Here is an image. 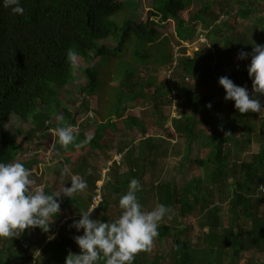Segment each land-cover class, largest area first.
<instances>
[{"label":"trees","instance_id":"trees-1","mask_svg":"<svg viewBox=\"0 0 264 264\" xmlns=\"http://www.w3.org/2000/svg\"><path fill=\"white\" fill-rule=\"evenodd\" d=\"M152 1L153 10L146 19H126L122 24L112 17L137 6L129 0H21V6L25 9L22 16L13 15L0 3V162H18V155L22 152L21 143L7 129V122L14 113L26 123L33 120L29 136L37 133L42 140L50 139V131L56 128V123L52 127L49 123L61 105L58 99L60 92L63 87L79 81L74 72L76 64L73 65L67 57L70 49L86 61L99 57L103 65L117 58L120 59L119 63L124 62L123 54L131 49L133 63L125 60L129 67L122 73L119 101L111 105L96 135L88 136L81 128L73 131L79 126L86 107L84 102L76 109H65L59 123L65 127L71 126L74 136L73 142L66 148L109 149L104 130L119 120L128 129L137 126L144 134L148 133L150 129L144 120L137 117L124 119L123 114L134 108L135 101L145 95V85L133 80L135 64L168 63L176 67L177 76L181 77L178 89L185 94L186 106L191 112L182 119H173V127L177 134L187 138L188 152L196 140L200 141L203 153L189 168L203 169L205 176L193 178L181 188V192L175 186L161 187L159 201L170 211L179 206L182 218H193L200 210L204 211L212 229L209 232L210 244L203 248H196L189 238H182L181 233L185 229L170 223L158 224L156 238L160 242L165 237L172 239L174 264H224L223 249L232 246L234 256L244 251L264 253V208L262 211L259 206V200L264 204V193L259 192V187L264 185V116L253 112L241 114L236 109L223 120L226 109L213 97L214 89L222 87L218 83V73L229 66H236L230 77L233 82L238 86H252L247 66L251 62L253 45H264V0L209 1L203 3L189 21L184 19L183 12L192 6L193 0ZM217 3L220 10L216 13L213 9ZM170 19H174L180 42L193 41L191 33L194 23L202 22L212 27L209 37L213 38V42L221 40L223 45L217 47L214 53H207L205 59L197 55L193 58L186 56V48L182 57L175 58L173 48L169 46L170 38H162L159 30ZM243 24L245 31L240 30ZM109 38L115 40L116 46L102 43ZM241 50L250 54L248 59H237ZM98 69L100 67H86L83 73L87 83H81V92L93 96L100 93L102 85ZM192 78L199 79L198 87L206 88L207 95L196 94V88L191 84ZM155 83L156 79L153 78L148 85ZM174 91L169 82H164L156 88L154 99L158 98L164 103L165 97L172 102ZM209 103L211 108L208 107ZM199 125L209 126L213 132H206ZM253 138L261 140L259 151L247 161L236 160L234 148L238 153H245V144L252 143ZM155 148L151 136L142 140L139 156L135 159L132 157L133 147L128 148L129 170L126 178L118 182L142 178L146 161L153 151L155 153ZM98 180L95 178L91 181L89 176L85 179L95 189ZM114 190H121L120 184L116 183ZM256 191L260 196H255ZM45 193L60 195L57 199L61 212L52 218H62L72 198L52 190ZM224 201L228 204L229 226L220 233L223 222L220 203ZM105 206L104 199L100 207L104 209ZM68 221L72 223L73 219ZM103 221L115 220L105 218ZM247 223L249 226H246ZM30 229H27L28 233ZM46 247L55 255L57 264H65L69 251L80 252L72 249V245L65 240L58 243L49 241ZM158 263L161 264L159 258H145V264ZM0 264L7 263L0 258ZM35 264L42 263L36 261ZM97 264L105 262L101 259ZM132 264H140L136 256Z\"/></svg>","mask_w":264,"mask_h":264},{"label":"rangeland","instance_id":"rangeland-1","mask_svg":"<svg viewBox=\"0 0 264 264\" xmlns=\"http://www.w3.org/2000/svg\"><path fill=\"white\" fill-rule=\"evenodd\" d=\"M137 6L132 10H123L118 15L112 17L118 24L126 19L139 21L146 19L148 13L153 10L152 0H129ZM215 0H193L192 6L183 12V17L189 21L190 16L196 13L201 8L203 3ZM214 12H219V4L214 7ZM194 30L191 33L193 41L180 42L178 39L174 19L167 21V24L160 26L162 38H170L169 46L172 47L175 58L183 56L184 48H186V56L195 57L196 55L202 59L206 58L207 53H214L217 47H221L223 42L217 40L213 42V38L209 37L210 26L207 23H194ZM241 31L246 30V26H240ZM164 40V39H163ZM104 45L116 46L115 40L109 38L102 41ZM131 49L123 54L124 62L119 63V58L112 62L102 64L99 57H94L91 61H86L81 56H76V66L74 72L77 80L72 84L63 87L58 97L61 105L54 114L53 119L49 125L52 127L56 123V128H52L50 139L42 140L37 133L29 136L30 128L33 125V120L26 123L20 116L15 113L11 115L7 122L8 131L15 139L21 143L22 152L18 155V162H21L26 168L32 171L31 179L34 184L31 186L34 191L37 188H42L44 191L52 190L56 193H63L64 187L71 186V177L73 175L83 179L90 177V180L98 178L97 188L95 189L87 183V188L83 192L75 193L70 204V207L65 211V214L60 219L51 218L49 232H44L40 228H31L28 233L27 229L19 237H0V258L7 264H35L36 261H41L42 264H57L56 257L54 258L52 251H48L46 244L58 243L62 240L67 241L72 245V249L80 250L75 243L74 237L82 235L83 231L77 232L75 228L71 227L73 222L69 219L78 220L80 213L94 209L91 216L92 219H99L103 221L106 219L117 220L122 213L119 207V199L126 194L129 182L119 183L118 180L126 178V173L129 170V152L128 148L131 146L134 149L132 157L135 159L139 156V146L144 138L151 136L154 139L156 150L153 151L151 157L148 158L145 165V171L142 178H138L141 184V189L137 191V198L142 205V210L145 212L157 208L161 202L159 201L160 188L166 186H175L181 192L190 180L197 177H204L203 169H190L189 165L195 162L203 153L201 143L196 140L187 150V138L177 134L173 127V119L184 118L191 110L186 106L185 94L178 89L180 76H177L176 67L170 66L168 63H138L136 66V74L133 80L136 83L144 84L145 95L138 98L135 107L127 110L124 114V119L137 117L146 122L149 127V132L144 134L137 126L128 129L119 120L114 126L108 127L104 130V138L106 139L108 148L101 150L99 148H82L68 149L59 143V137L56 134L58 127H65L59 122L65 114V109H76L81 103H85L86 107L80 117L78 128L73 131L83 129L88 136H94L98 132V127L103 123L105 115L112 108L111 105L118 102L120 94L119 85L122 84V73L124 69L128 68V62H132ZM127 60V61H125ZM176 62L174 63V65ZM86 67H100V80L102 90L96 95L83 93L80 90L81 83H87V78L84 75ZM236 66H229L218 73V79L222 76L231 77L235 72ZM155 78V85H148V82ZM164 82H169L174 91L172 102L164 97L165 101L162 103L160 99H154V93L157 87L163 85ZM199 79L192 78L191 84L196 88L197 95H207L206 88H199ZM235 83V81H234ZM237 85V83H235ZM181 85V84H180ZM249 90L251 94L252 86L243 85ZM222 89V90H221ZM214 100L220 102L226 109L223 120L226 115L235 112L234 101H226V92L223 87H216L214 89ZM199 93V94H198ZM260 98L264 103V97ZM261 116H264L262 111ZM163 117V118H160ZM115 119V118H114ZM161 119L163 122L159 123ZM152 120V121H151ZM54 121V122H53ZM150 123V124H149ZM159 123V125H158ZM151 124H153L151 126ZM206 132H213V129L206 125H199ZM260 141L258 138H253V142L245 144L244 151H238L234 148L235 159L238 161L249 160L251 155L258 152L260 149ZM238 158V159H237ZM233 159V158H232ZM231 161V165H232ZM68 169L67 173L64 170ZM133 179V178H131ZM120 184L121 190L115 191L114 188ZM259 192L260 187H259ZM256 191L255 196L260 194ZM100 193L105 199L106 208L93 207L90 198L95 194ZM141 197V198H140ZM90 201V202H89ZM219 202V199L217 200ZM88 204V206H87ZM259 206L262 210L264 204L259 200ZM222 212V225L220 226V233H223L225 227L229 226V212L226 201L220 203ZM178 208L173 209L165 215L159 222L170 223L185 229L181 233L182 238H189L191 244L196 248L207 247L210 244L209 232L212 229L208 221V217L204 211L193 218H182ZM263 211V210H262ZM170 217V218H169ZM68 221V222H67ZM249 226V223L246 224ZM53 237L49 239V237ZM172 239L165 237L162 242L155 237L149 250L141 251L136 254V258L140 264H145V258L152 260L158 259L161 264H174L172 256ZM54 252V251H53ZM234 247H226L223 249L224 264H264V253L258 251H244L239 256H234ZM52 257L53 260H45ZM159 264V263H158Z\"/></svg>","mask_w":264,"mask_h":264},{"label":"clouds","instance_id":"clouds-1","mask_svg":"<svg viewBox=\"0 0 264 264\" xmlns=\"http://www.w3.org/2000/svg\"><path fill=\"white\" fill-rule=\"evenodd\" d=\"M2 6L10 9L13 15H24L25 9L21 0H0ZM247 51L241 50L237 59L249 58ZM76 52L69 50L68 60L75 65ZM249 78L252 80L251 94L245 87L236 85L227 76L219 78V85L226 92L225 100L234 101L239 113H261L264 103L258 97H264V45L255 43L251 53V62L247 66ZM212 107L211 103L208 105ZM56 134L59 143L67 147L73 140L71 126L58 127ZM88 139H91L89 137ZM68 169L64 170L67 173ZM32 171L21 162H0V237H19L25 229L40 228L49 232L51 218L61 212L58 196L46 194L42 188L32 190L34 181ZM71 186L64 187L63 195L72 198L75 193L83 192L87 183L73 175ZM138 179H131L126 194L119 199L121 215L114 222L92 219L94 209L80 213V219L73 221L71 227L82 235L73 239L80 252L69 251L65 264H97L101 259L105 264H132L137 253L149 250L153 239L158 235V224L170 209L160 204L157 208L145 212L137 198L141 189ZM170 218V217H169ZM53 237H49L52 239Z\"/></svg>","mask_w":264,"mask_h":264},{"label":"built area","instance_id":"built-area-1","mask_svg":"<svg viewBox=\"0 0 264 264\" xmlns=\"http://www.w3.org/2000/svg\"><path fill=\"white\" fill-rule=\"evenodd\" d=\"M260 191L264 193V185L260 186ZM103 200L104 199L100 193L95 194L93 201H92L93 207H96V208L99 207L100 204L103 202Z\"/></svg>","mask_w":264,"mask_h":264}]
</instances>
